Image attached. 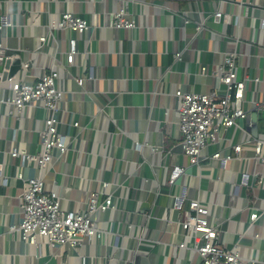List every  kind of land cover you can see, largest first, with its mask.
Here are the masks:
<instances>
[{"label":"crops","instance_id":"1","mask_svg":"<svg viewBox=\"0 0 264 264\" xmlns=\"http://www.w3.org/2000/svg\"><path fill=\"white\" fill-rule=\"evenodd\" d=\"M230 1L0 0V19L7 14L10 21L0 28V41L7 54L31 61L27 80L35 81L44 70L60 64L69 49L68 39H76L74 62L60 69L56 80L63 90L59 129L66 133L68 149L62 155L55 150L42 171L45 189L55 190L67 209L84 210L92 190L103 192L101 197L111 195L115 205L95 216L104 229L102 236L83 237L75 246L53 248L41 237L39 244H30L9 230L22 216L23 179L40 174L32 159L10 153L42 151L40 132L48 111L41 100H32L20 111L2 101L11 96L9 78L2 79L0 264H194L193 251L178 246L183 238L178 220L184 211L172 207V197L183 193L205 202L225 246L239 242L242 255L264 264V191L260 186L246 190L240 183L243 167L251 171L253 162L234 160L219 171L206 160L199 168L177 146L180 99L175 91L211 90L218 82L208 73L223 62L224 49L237 50L238 75H259L258 85H248L250 92L257 91V100L264 101V29H259L264 0H243L251 4L239 15L237 41L231 23L206 18L216 8L232 11ZM119 8L136 27L113 26V13ZM63 11L87 17L90 28L82 33L50 29V19ZM185 18L204 21V30L195 31ZM41 35L45 41L39 40ZM177 51L181 53L176 59ZM202 65L209 72L202 73ZM22 74L19 69L14 75ZM77 76L84 77L82 87L75 82ZM261 127L264 131V121L258 120L260 132ZM239 133L231 128V139L222 146L241 139ZM209 152L211 147L204 150ZM174 164L184 166L185 173L171 185L168 177ZM256 169L264 173V166ZM103 180L109 185L101 189ZM252 204L263 212L251 223ZM184 240L188 242L187 237Z\"/></svg>","mask_w":264,"mask_h":264},{"label":"built area","instance_id":"2","mask_svg":"<svg viewBox=\"0 0 264 264\" xmlns=\"http://www.w3.org/2000/svg\"><path fill=\"white\" fill-rule=\"evenodd\" d=\"M234 9L224 11L213 9L206 18L218 23H231L237 30L234 40H239L241 25L239 15L244 9L246 13L250 2L243 0L230 1ZM113 26L116 28H134L136 22L126 15L124 8H119L113 13ZM0 28L10 24L8 15L0 19ZM185 22H192L185 18ZM195 31L204 30V21L192 22ZM87 17L72 11H63L55 19H50L49 27L54 30H71L82 33L90 28ZM252 27L255 28L252 23ZM251 27V28H252ZM257 29V27H256ZM259 29H264V19L259 18ZM46 36H39V40L45 41ZM69 49L64 54V60L60 64H53L49 70H44L35 81L25 78L31 67L29 59L21 62L22 74L16 78L12 75L10 80L11 96L2 99L10 102L19 111L32 100H41L48 111L45 117V125L40 132L42 151L34 154L26 151H11V157L22 156L24 159H32L40 174L23 179L22 172L18 177L24 180V186L20 195L22 216L17 223L9 226L11 232H19L23 241L30 244H39V237L44 238L49 246L55 248L62 244L75 246L86 237L100 238L104 229L98 225L95 216L98 212L108 208H114L113 197L106 195L101 197V191L92 190L89 193L87 206L84 210L67 209L62 206L61 197L55 190L45 189L42 171L50 164L56 150L62 155L68 149L66 133L59 129L60 118L58 117V102L61 100L63 90L57 86V78L60 69L71 65L76 54V39H68ZM237 43V42H236ZM181 51L175 52V58L180 57ZM226 53L223 62L217 69L208 71L205 65L201 66V72L210 74L218 84H211L208 92L183 91L177 89L175 95L180 99L178 108V128L180 138L177 141L179 149L187 155L190 164L201 167L202 162L216 165L219 171H225L228 164L234 160H251L255 165L251 171L243 167L240 183L249 189L251 186H260L264 191V173L256 169V166H264V131H257L254 135L251 131L253 125L250 120L252 113H264V101H258L256 90L250 92L249 83L254 86L260 82L259 75H238L235 58L237 50L224 49ZM15 54H7L6 47L0 41V64L7 59H13ZM2 72H0V76ZM75 82L82 87L84 77L77 76ZM252 93V95H251ZM73 126L79 123L74 121ZM237 128L241 139H233L228 144L223 142L230 140L229 130ZM242 135L244 136L242 138ZM221 144V145H220ZM211 147V152L204 150ZM249 151L250 154H244ZM185 173L184 166L174 164L170 170L168 181L174 184L176 179ZM5 181V178L2 179ZM109 181H101V189L106 188ZM246 199H248L246 197ZM249 200V199H248ZM172 207L178 211L183 210L179 217L182 227V240L178 243L181 248L190 249L195 255L194 264H262L263 262L252 256H244L240 252L239 242H235L228 248L220 241L219 230L211 221L210 211L205 202L199 198H188L183 194L172 197ZM250 222L258 219L259 209L252 204L249 206ZM188 238L185 242L184 238Z\"/></svg>","mask_w":264,"mask_h":264},{"label":"water","instance_id":"3","mask_svg":"<svg viewBox=\"0 0 264 264\" xmlns=\"http://www.w3.org/2000/svg\"><path fill=\"white\" fill-rule=\"evenodd\" d=\"M21 61L22 60L20 57H16L14 59H7L4 62V64H0V72H2V75L0 76V81L2 79H6L7 77L16 74L20 69ZM250 120L253 123L252 133L256 135L258 130H257V114L255 112L250 115Z\"/></svg>","mask_w":264,"mask_h":264},{"label":"rangeland","instance_id":"4","mask_svg":"<svg viewBox=\"0 0 264 264\" xmlns=\"http://www.w3.org/2000/svg\"><path fill=\"white\" fill-rule=\"evenodd\" d=\"M258 119L260 120V122L264 121V113H260ZM260 130L263 131V128L261 127Z\"/></svg>","mask_w":264,"mask_h":264}]
</instances>
